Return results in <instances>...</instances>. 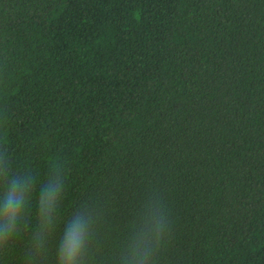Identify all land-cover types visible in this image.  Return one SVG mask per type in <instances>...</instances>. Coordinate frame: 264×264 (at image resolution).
<instances>
[{"label":"trees","instance_id":"16d2710c","mask_svg":"<svg viewBox=\"0 0 264 264\" xmlns=\"http://www.w3.org/2000/svg\"><path fill=\"white\" fill-rule=\"evenodd\" d=\"M74 221L75 264H264V0H0V264Z\"/></svg>","mask_w":264,"mask_h":264},{"label":"clouds","instance_id":"9594fccd","mask_svg":"<svg viewBox=\"0 0 264 264\" xmlns=\"http://www.w3.org/2000/svg\"><path fill=\"white\" fill-rule=\"evenodd\" d=\"M18 187L19 185L17 182L13 181L10 190L7 191L4 196L5 214L10 226H14L21 205L26 199L23 195V189L21 192H17ZM58 190V187L54 189L49 185L48 190L42 194L40 201L43 205L41 209L42 212L47 213L51 209ZM9 230H11V228ZM83 239L84 228L81 223L74 221L70 226L69 231L66 233L65 241L61 248L60 260L62 261V264H75L82 249Z\"/></svg>","mask_w":264,"mask_h":264}]
</instances>
